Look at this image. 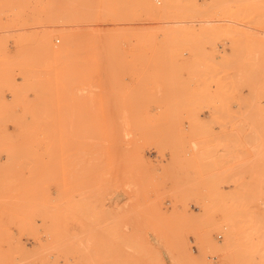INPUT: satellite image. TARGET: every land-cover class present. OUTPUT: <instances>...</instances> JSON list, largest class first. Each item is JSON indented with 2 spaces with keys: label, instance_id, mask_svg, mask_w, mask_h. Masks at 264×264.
I'll return each instance as SVG.
<instances>
[{
  "label": "rangeland",
  "instance_id": "obj_1",
  "mask_svg": "<svg viewBox=\"0 0 264 264\" xmlns=\"http://www.w3.org/2000/svg\"><path fill=\"white\" fill-rule=\"evenodd\" d=\"M222 3L0 0V264H264V0Z\"/></svg>",
  "mask_w": 264,
  "mask_h": 264
},
{
  "label": "bare ground",
  "instance_id": "obj_2",
  "mask_svg": "<svg viewBox=\"0 0 264 264\" xmlns=\"http://www.w3.org/2000/svg\"><path fill=\"white\" fill-rule=\"evenodd\" d=\"M216 1V7H218L219 5L220 6H222L223 7V3H222V5H221V2H224V0H215ZM213 3H214V1H213ZM208 4H209V2H208ZM212 4V3H211ZM237 4V3H236ZM215 5V4H214ZM226 5V4H225ZM224 5V6H225ZM213 7H215V6H213ZM233 8V7H232ZM215 12V11H214ZM220 12V11H219ZM233 12V11H232ZM223 15V14H222ZM209 21V20H208ZM225 21V20H224ZM223 21V22H224ZM219 23V22H218ZM234 23V22H233Z\"/></svg>",
  "mask_w": 264,
  "mask_h": 264
}]
</instances>
